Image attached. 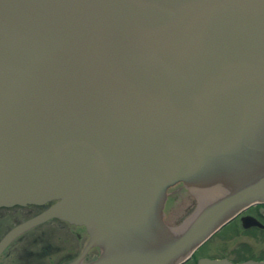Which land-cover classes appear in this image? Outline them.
Instances as JSON below:
<instances>
[{"label": "water", "instance_id": "1", "mask_svg": "<svg viewBox=\"0 0 264 264\" xmlns=\"http://www.w3.org/2000/svg\"><path fill=\"white\" fill-rule=\"evenodd\" d=\"M263 202L264 0H0V207L46 206L0 255L88 235L0 264H181Z\"/></svg>", "mask_w": 264, "mask_h": 264}, {"label": "flooded vegetation", "instance_id": "2", "mask_svg": "<svg viewBox=\"0 0 264 264\" xmlns=\"http://www.w3.org/2000/svg\"><path fill=\"white\" fill-rule=\"evenodd\" d=\"M45 207L46 206H37V205H25V206L15 205V206H10V207H0V224L3 225V229H4V231L0 234V237L3 235L4 232H6L8 229L13 227L14 225L38 214ZM245 216H249V217L254 218L260 224L259 225L245 226L244 225L245 222L242 220V218ZM231 223H233V225H230ZM37 229H43V231L40 232V235H47L51 232H54L55 230H57V231L61 230L64 233H69L74 238V241L77 243L84 241L83 246L85 245V243L87 241V233H86L84 227L74 225V224H70V223H67L65 221H62V220H59L56 218H51V219H48V220L30 228L29 230H27L26 232L21 234L19 237H17L2 255L9 256L13 252V249L11 247L14 245L15 242H17L19 240L30 239L31 238L30 236H32V234H33L32 232H34ZM220 229L221 230L218 231L217 233H215L213 236H211V238L214 237L215 235H217L218 233H220L223 229H234L235 233L236 232L250 233L251 231H255V232L260 233L261 236H263L264 235V203H255V204L248 206L243 211H241L237 216H235L233 218V220H231L229 225H225ZM82 233H84V235H82ZM209 240H207L205 243H203L201 246H199V248H197L193 252V254L182 264H197L198 260L201 258L226 259V260H228L234 264L240 263L242 261L249 260V259L254 260V261H263L264 260V254H263L264 251H262L261 255L256 254V255H252L250 257L239 256V258L231 257V255H228L226 253L220 254L218 256H215V254L213 255L211 253H205L202 251V249H203V246ZM239 245L241 248L243 245H245V241H243V242L241 241L239 243ZM83 246H82V248H83ZM48 248H49V246H48ZM90 251L88 252V256L97 254L96 249H94L92 251L93 253H90ZM72 255H73L72 253H68L58 263L64 264L65 262L71 260L72 258H74V257H72Z\"/></svg>", "mask_w": 264, "mask_h": 264}, {"label": "rangeland", "instance_id": "3", "mask_svg": "<svg viewBox=\"0 0 264 264\" xmlns=\"http://www.w3.org/2000/svg\"><path fill=\"white\" fill-rule=\"evenodd\" d=\"M230 225H233V223ZM3 231V225L0 224V234ZM241 241H245V245L240 248L239 243ZM202 251L215 254V256L226 253L235 258H239V256L250 257L256 254L261 255L262 251H264V235L261 236L260 233L255 231L235 233L234 229H223L203 246Z\"/></svg>", "mask_w": 264, "mask_h": 264}]
</instances>
